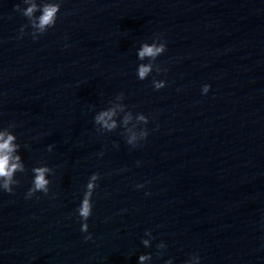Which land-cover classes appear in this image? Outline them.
Here are the masks:
<instances>
[{"label": "water", "instance_id": "1", "mask_svg": "<svg viewBox=\"0 0 264 264\" xmlns=\"http://www.w3.org/2000/svg\"><path fill=\"white\" fill-rule=\"evenodd\" d=\"M16 5L0 0V132L24 171L0 189V264H264V0H60L37 39ZM34 167L48 192L28 197Z\"/></svg>", "mask_w": 264, "mask_h": 264}, {"label": "clouds", "instance_id": "2", "mask_svg": "<svg viewBox=\"0 0 264 264\" xmlns=\"http://www.w3.org/2000/svg\"><path fill=\"white\" fill-rule=\"evenodd\" d=\"M23 3L27 5V7L20 8L19 5H16V9L22 13L28 19V22L31 28L35 29L36 31L32 33V38L37 39L39 34H43L48 28L54 26L57 13L60 9V0H56L53 3H46L43 5L41 10V15L39 17H34V12L38 10L37 5L33 0H23ZM24 26H21V33H23ZM159 39V42L154 41L153 43H145L142 47L138 50V58L140 60L148 59L149 61L154 62L156 58L162 54L165 49L166 45L162 39ZM152 71V64H141L138 67L137 75L138 78L143 80L145 79L148 74ZM153 87L156 90L161 89L165 86V82L163 80L156 81L153 80ZM210 85L203 84L201 87L202 93H207L209 91ZM116 115L114 109H109L106 111H101L94 117V123L101 125L106 130H113L117 127L116 121L113 117ZM131 119V115L127 114L124 116L123 123L127 124L128 121ZM137 119L142 122L143 125L148 123V117L145 115H139ZM148 132L145 128H143L139 136L137 137L136 134H132L128 136L126 142L129 145L136 146L137 142L143 140L147 137ZM16 137L11 132H0V189L5 192L11 193L13 191V185L18 183L16 180L15 173L23 172L24 165L20 162V156L14 155L17 151L18 145L14 143ZM52 148L51 145L48 146V150L50 151ZM33 172V179L31 187L28 189L27 196L31 197L36 192H48V185L49 179L46 178V173L50 172L48 167H34L32 169ZM99 175L98 173H92L91 178L88 180L85 192L82 196L80 201L79 207L77 208V214L80 217L82 223L80 226L81 232H88V224L87 219L92 214V203L91 197L94 188L96 187V181L98 180ZM137 187H143V185H137ZM91 233H88L84 239L88 240L91 239ZM147 244V241H144ZM145 256H141L140 260H145ZM195 259L197 260V264H199V256L195 255Z\"/></svg>", "mask_w": 264, "mask_h": 264}]
</instances>
